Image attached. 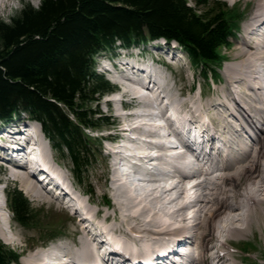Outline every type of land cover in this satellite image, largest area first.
Segmentation results:
<instances>
[{
  "label": "trees",
  "instance_id": "trees-1",
  "mask_svg": "<svg viewBox=\"0 0 264 264\" xmlns=\"http://www.w3.org/2000/svg\"><path fill=\"white\" fill-rule=\"evenodd\" d=\"M193 1L197 7L188 0L23 5L9 22L0 21V121L25 115L39 123L59 161L68 163L75 181L86 188L89 172L102 159V136L87 131L114 125L110 116L86 109L114 90L95 72L98 53L112 50L116 42L128 47L159 38L176 41L207 85L216 79L244 14L232 13L223 2ZM7 204L16 222L33 225L34 211L17 187L8 188ZM16 260L17 254L0 242V264Z\"/></svg>",
  "mask_w": 264,
  "mask_h": 264
},
{
  "label": "bare ground",
  "instance_id": "bare-ground-1",
  "mask_svg": "<svg viewBox=\"0 0 264 264\" xmlns=\"http://www.w3.org/2000/svg\"><path fill=\"white\" fill-rule=\"evenodd\" d=\"M225 1L230 4L236 0ZM7 3L6 0H0V10H3ZM261 21H264V0H257L256 12L249 24L246 23L245 29L253 30L254 26ZM261 25H264V22ZM260 43L263 44V48L258 51L257 46ZM236 54L239 59L224 67L226 85L232 87L226 94L230 99L226 98L220 101V104L231 103L233 106H230V115H234L240 124L237 125L225 115L223 117V113L221 114L220 110H217L218 114L215 115L221 120L217 123L219 128L216 129L215 134L219 136L222 148L218 153L221 156L220 160L211 161V170L203 171L200 168V171L196 173L194 166H187L183 162L182 155L166 159L164 143L158 137L153 136L152 129L146 127L147 125L137 123L130 130L138 134L139 137H149L152 140L144 142L142 145L129 141V143L135 144L133 149L127 145L122 149L130 150V156L134 157L135 154L145 155L146 150L153 146L156 153L155 158L147 156L145 159L155 162L158 166V168L156 167L157 174L166 169L165 167L174 168L175 173L172 179L176 180V183L167 186L165 191L162 189L159 191V187H139L132 192L128 186L129 183H121L120 176L122 177V175L119 171H115L113 184H116L118 195H116L117 201L114 202L112 208L109 207L105 210L99 205H96L97 209L81 206L80 209L90 215V223L86 224L83 219H79L75 210L74 215L68 218V221L74 224L70 231H62L64 234L52 240L50 245L43 242L29 245L28 253L23 250V257L17 264H83L95 256L92 244L96 238L95 234H107L111 239H118L126 247L137 245L143 248L158 249L172 243L171 239L166 237L170 227L176 229L175 233L179 238L186 235L190 241L186 258L190 264H238L235 261V256L229 253L232 241L245 239L264 217V93L260 92L264 89V35L255 37L251 42L243 39L241 43H238ZM132 63L135 67L139 65L134 61H131ZM135 67H131V70ZM257 69L263 71L260 77L255 75ZM150 70L153 72V68ZM128 76L130 77V75L122 74V79L119 81L120 83L123 81L124 84L131 83L125 86L121 98H126L127 106L135 102L132 106L140 109L146 108L152 98L146 95L143 89L146 91L149 89L143 87L139 79L132 80ZM157 77V74L153 73L148 84L154 85L153 80H156ZM160 88L162 87L158 85V97L164 93ZM147 93L151 96V90ZM188 101L180 103L181 109L176 112L188 111L193 119H202L205 113L190 106ZM223 111L228 112L226 109ZM129 117L140 119L141 116L135 114L129 115ZM246 127L250 129V132L256 130L260 133V136L254 141L253 147H248L246 140L242 139L245 136ZM126 131V129L122 130V132ZM236 134H238L237 138L234 139ZM140 160L138 159V161ZM185 168L188 171L182 174ZM143 171L147 174L145 169ZM143 171L141 172L143 173ZM217 172L220 174L213 183H210L212 185L210 186L207 179L209 180V176L213 177ZM5 173L9 178L20 183L25 196L32 201L49 206L54 205L55 214L68 216L69 209L55 203L51 200L50 195L37 188L25 175V170L12 165L6 169ZM147 176V182H158L154 178L155 174ZM218 180L221 182L219 183ZM203 183L204 186H202ZM198 186L201 187L202 194L192 198L189 193L196 191ZM180 187L181 194L188 193V205L184 204L186 210L197 208L196 204L201 203L194 214L189 217L181 215L184 207L175 209L170 207L171 204L180 200V197L173 195V192ZM207 189L208 192H206ZM169 195L171 197H168ZM160 198L163 201H159ZM3 205L4 207L0 205V215H4L2 210L7 211L5 200ZM202 213L204 219L200 220ZM2 217L0 216V239L6 244L21 246L22 237L20 238V233L16 232L13 227L12 218L8 221V232L4 229L7 221ZM74 218H77L78 222H75ZM213 240L215 245L209 247L207 243ZM177 242L182 244V239H178ZM39 247L43 249H38ZM221 253L224 255L220 256Z\"/></svg>",
  "mask_w": 264,
  "mask_h": 264
},
{
  "label": "rangeland",
  "instance_id": "rangeland-1",
  "mask_svg": "<svg viewBox=\"0 0 264 264\" xmlns=\"http://www.w3.org/2000/svg\"><path fill=\"white\" fill-rule=\"evenodd\" d=\"M6 1L8 2L6 7L3 10L2 9L0 10V21H3V22H9L10 18L15 16L22 9L23 5L29 4L30 6L37 8V7H39V5L41 3V0H6ZM218 1H223L226 3V5L229 8H233L236 12L243 11V13H246V15H247L246 20L240 25L241 31H240L238 37L236 39H234L232 42L233 48L229 52H226L229 56V58H228L229 62H226L228 64V63L235 62L236 60L239 59L238 55L236 54L238 52V43H241L243 39H246V35L244 34L245 33L244 28H245L246 23H248L251 20V18L253 17V15L256 12L257 0H236L234 3H230V4L228 2H226L225 0H218ZM188 3L192 7H197L193 0H188ZM200 8H201L200 11H202L204 9L203 6H201ZM160 44H161V42L149 43L148 45L141 46L139 49L140 50L142 49L143 55L147 56V54L151 53L152 51L156 52L157 50L155 49V47L160 46ZM118 47L119 46L116 45L112 51L104 52L99 56V59L97 61V65H96V67H97L96 72L98 74L101 73L100 72L101 66L107 65L105 58L113 57L114 55L122 54V53L130 54L132 52L131 50H117ZM180 56H181V59L184 60L185 65L179 64V65H176L174 67L168 68L166 71L161 70L162 73L160 70H156L155 67H153V72L157 74V76H158L157 79H159V83H160L159 86L162 87L160 89H163V91H164V93H161V94H164L165 97H167V98H169L171 95L172 98L171 97H170L171 99L169 98L171 100V102H170L169 99H163L165 97H161V94L159 97L162 98L164 102H170L169 103L171 106L170 108H174V106H175V111H177V110L180 111V109H181L180 103L183 102V101H181V99L186 98L187 101L189 100L188 103L190 106H192L195 109L198 108L200 111H202L205 114L207 112L208 117L210 119L213 118V120H212L213 125H211V128L212 127L216 128L218 125L217 123L221 120V118L216 117V115L218 114L217 110H220L219 113H221V114L223 113V117L225 115V116H227V118L229 120H232V121L236 122L237 125H239L240 122L238 120L236 121V118L234 117V115H230L229 109H230L231 103L227 102L226 105L220 104V101H222L226 98L230 99L229 96L225 95V94H227L228 89L231 88L230 86L226 85V81H225L224 67H225L226 63L223 65L222 69L220 70L221 82L212 83L211 86L209 87L202 80V78L199 74V71L190 65V63L186 59V55L184 53H182L181 51H180ZM132 57H134V56H132ZM129 61L135 62L136 60H134V58H133V59H129ZM104 78L107 79L111 85L114 84L108 76H104ZM127 84H131V83L127 82ZM143 90H144L143 92L151 98L150 94L147 93L149 91H146L145 89H143ZM199 92H200V95H199ZM106 97H109L108 94H106L105 96L102 97V99L100 100V105L99 104L97 105L96 103H91V105L86 106V109H90L93 112L100 111V113H102L103 115H105V113H107V114L112 116L111 120H109V122L111 124H112V122L117 124V125L115 124L116 125L115 128H112L110 126V128L99 132L97 134L98 136L103 135L104 137H106V136L111 135V136H115L117 138H120L121 128H122V125L124 123V121H122L120 117L124 112L122 110H120L119 102H112L111 101L112 103H110V102L105 100ZM125 100H126V98H125ZM193 101L194 102L196 101V103L194 104ZM126 104H127V101H126ZM133 104H135V102ZM133 104H131L130 106H132ZM149 106H151V102H149L147 104L146 108H141V109H143V110L148 109ZM132 107L136 108L135 106H132ZM223 109H226L228 112L225 113L223 111ZM66 112H67V110H66ZM68 114L72 118V115L70 113H68ZM97 116L98 115H96L95 118ZM20 118H22V117H20ZM135 120H139V119H135ZM138 122L139 121H136V123H138ZM218 128H219V126H218ZM218 128H216V129H218ZM216 129H215V131H216ZM88 134L95 135L94 131H93V133L90 132ZM238 134H240V133H238ZM238 134H236L234 139L237 138ZM247 134H248V130L245 129V136H247ZM245 136L242 137V139L244 141L246 140ZM247 140L249 141L248 137H247ZM247 140L245 141L246 143H247ZM103 143H102V151H103L102 155L107 158L106 160H107L108 167H109L108 175L106 176V173L104 172V169L106 168L104 161H101L99 163V165H97V166L95 165L96 167H94V169H92V171L90 172V184L88 186V187L91 186V188H93L94 196L91 198H86V197L81 198L80 201L82 204L87 205L88 203H90V200H91L94 204L103 206L101 203L102 201L100 200L103 195H106L107 197H109L110 201H112L113 204H114V202L117 201L116 195H118V194L116 192L117 191L116 186H115L116 184H113L114 182L111 181V177L113 175L112 160H111V156L108 155V150L106 147H104ZM108 145H110V142H108ZM45 153H46V156L49 155L53 159L56 158V156H55L56 154L53 153V151L50 149L49 145H48V150H47V148L45 149ZM53 163H55V162L53 161ZM64 164L67 167L69 166V164L66 162H64ZM54 165H56L58 167V165L56 163ZM6 169H8V165L0 167V204H1L2 200H3V202H4V200L7 201V191H8L9 187H11V188L17 187L25 196V193H24L23 189L21 188L20 183L9 178L6 175V173H5ZM55 171L58 173H61L60 175L66 184L67 183L72 184V178H71L70 173L68 171H66L64 168H59V167L56 168ZM218 174H220V173L219 172L214 173L213 177L209 176V180L207 179V181H209V185L211 182L213 183L215 181L214 179H216L218 177ZM154 178H153V180H154ZM218 182L220 183L221 180H218ZM175 183H176V180H175ZM172 185H174V184H172ZM202 186H204V183L202 184ZM210 186H212V185H210ZM73 188H74L75 192L76 191L79 193L82 192V190L77 188L75 185H73ZM3 191H4V195H3ZM181 192H182L181 187L176 189L173 192V195L175 194V196L180 197V200L177 202L178 204L177 203L171 204L170 207H172L174 209L179 208V207H184V209L181 212V215L189 217L192 214H194V212L197 210L198 206L201 205V203L196 204L197 208H194V207L192 208L194 211L192 209L186 210L185 205L186 204L188 205V203H187L188 202V198H187L188 193L185 192L184 194H181ZM206 192H208V189ZM189 194L192 196V198L199 197V196H201L200 194H202V189L200 186H198L196 191H193ZM171 195H169L168 197H171ZM25 198L28 200V202L30 203L31 209L34 211L33 216L35 217V221H34L32 226L23 227L19 223H17L16 221H14L12 216H11V213L8 211V206L6 209L7 211L2 210V213L4 214V215H2L3 216L2 218H5V220L7 218H9V219L12 218V220H13L12 225L16 229V232L20 233V238L22 237L21 238L22 244H21V246H17V245L13 246L11 244L4 243L1 239H0V242L2 244H5L7 247L12 248L18 255L22 254L23 250L26 251V253H28L27 247L29 245H36V244H39L40 242H43L47 245H50L52 242L51 239L55 238L54 236H56V239L58 237H61L64 234L63 232H66L67 230L70 231L74 225L73 223L68 222V218L70 217L69 211H67L68 216L64 215V214H55L54 205L49 206L47 204H41V203L32 201L27 196H25ZM86 199H88V203L86 202ZM160 200L163 201L161 198L159 199V201ZM112 202H111V205H112ZM86 205H81V206H86ZM203 219H204V215L202 213L200 220H203ZM182 239H184V238H182ZM53 240H55V239H53ZM48 241H50V242L48 243ZM207 245L209 247L214 246L215 241L213 240L211 242H208ZM230 246H231L230 250L235 251V253H233V255L235 256V261L238 264H264V217L261 219L258 226L253 228L252 233H250L248 236H246L245 239H242L240 241H232ZM242 250H246L248 253H244ZM19 260L20 259H18V261L16 263H13V264H17L19 262Z\"/></svg>",
  "mask_w": 264,
  "mask_h": 264
}]
</instances>
